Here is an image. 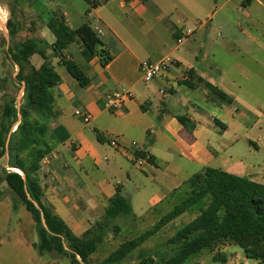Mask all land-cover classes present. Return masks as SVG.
I'll return each instance as SVG.
<instances>
[{"label":"crops","instance_id":"obj_1","mask_svg":"<svg viewBox=\"0 0 264 264\" xmlns=\"http://www.w3.org/2000/svg\"><path fill=\"white\" fill-rule=\"evenodd\" d=\"M56 1L58 9L49 15L61 12L68 23V7L76 0ZM60 1L71 5L61 9ZM82 1L93 20L86 23L102 41L98 50L112 59L103 66L101 56L86 55L79 39L63 53L87 72L86 88L60 58L51 60L60 76L51 88L58 114L48 122L45 146L51 149L33 174L44 200L73 233L82 236L104 219L109 200L119 190L129 199L133 214L141 217L205 167L264 184L260 173H250L236 159L238 131L247 125L252 129L246 99L264 95V0H92L94 7ZM22 5L25 20H43L47 27L50 16L42 19L33 0ZM199 9L207 13L198 15ZM190 19L195 24L194 42L199 38V43L182 52L180 46L170 49L171 40L181 36ZM38 28L30 26L34 38L41 34ZM42 40L47 42L44 36ZM167 57L174 66L145 83L141 61ZM110 92L132 97L108 108L105 96ZM77 109L91 113V121L76 116ZM179 116L195 125L192 132ZM50 154L53 159L46 161ZM8 160V155L0 159L3 173L11 170Z\"/></svg>","mask_w":264,"mask_h":264},{"label":"trees","instance_id":"obj_2","mask_svg":"<svg viewBox=\"0 0 264 264\" xmlns=\"http://www.w3.org/2000/svg\"><path fill=\"white\" fill-rule=\"evenodd\" d=\"M86 1L94 7L92 0ZM47 27L55 36L52 44L40 39H28L8 49L9 57L19 66L17 81L23 85L24 93L19 109L14 101H10L3 110L0 159L8 155V167L11 168L4 170V181L19 197L34 221L39 238L34 247L40 255L56 252L68 258L71 264H92L91 256L104 241L105 224L98 222L82 236H76L44 200L43 190L33 174L39 170L41 159L51 149L45 146L48 122L58 114L51 88L60 81V76L49 59L48 51H52L53 57L60 58V63L81 88L90 84L87 72L63 55L77 39L85 47L87 56L102 57L103 66L112 58L98 50L102 41L88 23L72 29L61 12H54ZM11 31L16 36L19 30L15 28ZM36 54L44 60L39 68L31 64V58ZM206 86L221 98L225 97L210 84ZM178 120L192 132L195 125L190 119L179 116ZM173 200L177 201L174 208L154 227L136 238L124 241L98 264L122 263L164 226L194 209L197 210L196 216L168 240L175 246L173 254L166 250L155 254L142 251L136 264H155L157 257L161 258L162 264H184L193 256L203 252L215 253L229 245L242 249L248 259L264 263V184L221 169L205 167L158 206ZM119 216L139 218L133 214L129 199L120 190L109 200L104 220Z\"/></svg>","mask_w":264,"mask_h":264},{"label":"rangeland","instance_id":"obj_3","mask_svg":"<svg viewBox=\"0 0 264 264\" xmlns=\"http://www.w3.org/2000/svg\"><path fill=\"white\" fill-rule=\"evenodd\" d=\"M24 1L0 0V126L3 124L2 115L6 103L14 101L16 107L19 109L24 93L23 85L17 81L19 66L9 57V47L20 44L28 39L36 38L42 40L43 36L48 43H52L55 40L54 35L46 27L45 21H36L35 19L32 22L25 20L26 16L22 14L25 9L22 5ZM53 2L57 3L56 0H33L35 9L42 14V19H46L50 14L49 12L58 9V6L56 4L53 5ZM60 3L61 1L58 5H61V9L71 5L63 6ZM218 7L220 8V3ZM213 9L216 10L217 7ZM68 10L70 12L68 24L71 27H77L84 22L86 23V21H93L92 16H88L90 8L82 0H76L73 5L68 7ZM218 12L221 11L219 10ZM196 13L198 15H205L207 11L199 9L196 10ZM15 17L20 18V24H17ZM31 25L34 29H37V27H39V30L41 29V34H36L35 38V30L32 31L30 29ZM184 25L185 30L187 28L193 30L195 27L191 19L187 20ZM15 28L19 31L16 36H13L11 30ZM184 31L179 37H182ZM198 39L194 42L192 35L183 40L182 44H178L177 40L173 39L170 43V49L180 46L179 51L182 52L187 50L189 45L191 47L197 46L199 43ZM48 54L49 59L54 60L52 51H48ZM43 61V58L37 54L32 57L31 64L36 67V65H41ZM74 61L81 66L80 62L75 58ZM252 80L262 82L263 78L258 80L253 78ZM254 89L257 90L256 87ZM246 101V105H248L246 107L249 111L248 116L253 119L252 129L251 126L247 125L244 130L238 131L240 137L237 144L238 152H236V159L245 164L246 169L250 173H260L264 177V95L260 96V100L254 98V96H250ZM250 142H254L255 145L250 144ZM223 158H226L225 155L218 160L221 161ZM3 164H5V158ZM175 203L177 201L174 200L164 202L161 206L150 210L137 219L132 216H119L109 221L101 219L100 222L105 224L104 241L91 256L92 264H98L103 261L124 241L136 238L154 227L163 216L174 208ZM196 214L197 210L194 209L176 218L148 239L141 247L129 254L119 264L138 263L142 251L155 254L166 250L168 253L173 254L175 246L170 244L168 240L186 223L191 221ZM38 242V234L30 213L21 203L19 197L7 186L4 181V173L0 168V264H71L68 258L56 252L40 255L34 247ZM162 263L161 258L157 257L155 259V264ZM184 264H260V262L248 259L242 249L229 245L221 247L215 253L203 252L197 256H193Z\"/></svg>","mask_w":264,"mask_h":264},{"label":"built area","instance_id":"obj_4","mask_svg":"<svg viewBox=\"0 0 264 264\" xmlns=\"http://www.w3.org/2000/svg\"><path fill=\"white\" fill-rule=\"evenodd\" d=\"M192 30L187 29L184 31L182 37L177 39L178 44L183 43V40H186L188 37L192 35ZM174 60L171 58H164L160 61L153 60H143L139 65V70L143 81L145 83H150L156 77L160 76L163 73L168 72L172 66H174ZM132 95L130 93L125 92H110L105 96L106 104L108 108H117L120 102H122L125 98H131ZM75 115L80 117L85 123H89L92 119L91 113L85 110L77 109L75 111ZM110 144L114 147H117V143L115 141H111ZM54 155H48L45 160L53 159Z\"/></svg>","mask_w":264,"mask_h":264},{"label":"bare ground","instance_id":"obj_5","mask_svg":"<svg viewBox=\"0 0 264 264\" xmlns=\"http://www.w3.org/2000/svg\"><path fill=\"white\" fill-rule=\"evenodd\" d=\"M15 172H18V173H20V174H22V172L20 171V170H18V169H13Z\"/></svg>","mask_w":264,"mask_h":264},{"label":"water","instance_id":"obj_6","mask_svg":"<svg viewBox=\"0 0 264 264\" xmlns=\"http://www.w3.org/2000/svg\"><path fill=\"white\" fill-rule=\"evenodd\" d=\"M23 174V173H22Z\"/></svg>","mask_w":264,"mask_h":264}]
</instances>
